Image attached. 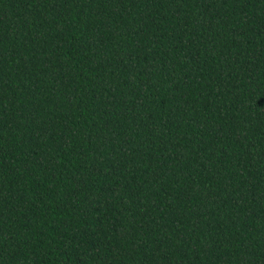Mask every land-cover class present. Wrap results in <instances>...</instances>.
<instances>
[{"label": "trees", "instance_id": "16d2710c", "mask_svg": "<svg viewBox=\"0 0 264 264\" xmlns=\"http://www.w3.org/2000/svg\"><path fill=\"white\" fill-rule=\"evenodd\" d=\"M0 264H264V0H0Z\"/></svg>", "mask_w": 264, "mask_h": 264}]
</instances>
